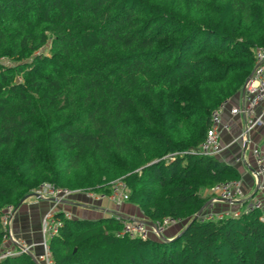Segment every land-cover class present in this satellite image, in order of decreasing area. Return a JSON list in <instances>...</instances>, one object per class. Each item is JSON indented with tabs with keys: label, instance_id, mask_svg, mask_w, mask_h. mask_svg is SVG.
<instances>
[{
	"label": "trees",
	"instance_id": "trees-1",
	"mask_svg": "<svg viewBox=\"0 0 264 264\" xmlns=\"http://www.w3.org/2000/svg\"><path fill=\"white\" fill-rule=\"evenodd\" d=\"M259 48L264 0H0V217L41 186L109 195L121 179L127 203L183 223L179 236L130 239L122 219L55 212L53 264H264V211L193 219L200 191L240 182L196 151ZM4 236L0 220V255Z\"/></svg>",
	"mask_w": 264,
	"mask_h": 264
},
{
	"label": "built area",
	"instance_id": "built-area-1",
	"mask_svg": "<svg viewBox=\"0 0 264 264\" xmlns=\"http://www.w3.org/2000/svg\"><path fill=\"white\" fill-rule=\"evenodd\" d=\"M254 68L243 84L240 97L241 104L238 107H233L229 110L231 117L243 116L246 120L242 133L236 141L242 145L247 143L248 135L256 128H264L262 116L252 117V112L264 105V48H259L254 51ZM227 103L220 106L216 111L210 115V127L206 132L204 141L197 149V153L203 156L212 157L218 159L224 151L221 147L220 140L223 134L230 132L229 123H225L221 120V112ZM233 141L230 145L234 144ZM227 145L225 148H228ZM245 152V150H244ZM251 156L253 159V168H250L246 162L245 155L234 159V164H241L245 168L250 169L251 177L256 185V192L254 199L248 205V208L264 211V142L260 147H255L251 150ZM34 193H36L41 200L52 199L56 203H61L73 194L80 192H70L62 189H53L49 186H41ZM211 199L206 205L205 209H208L210 213L199 214V218L202 220H222L227 216L237 217L239 212L228 213L227 211L216 212L212 211L214 204H236L240 203L244 199V194L241 188L240 182H227L219 184L212 188L209 192ZM87 198L95 201L109 200L115 206L128 202V190L124 182L119 179L114 181L110 186L109 195L95 194L92 192L83 193ZM14 210L11 207L5 208L1 213V225L4 229L5 236L3 239L4 250L0 255V259L10 257L17 254L32 255L34 246L26 245V243L16 240L13 236L11 225L14 216ZM116 219H122L123 230L122 234L127 235L130 239H139L146 241L148 239L162 240L163 233L167 228L173 226L178 221L172 219H164L162 221L152 222L147 225L144 220H124L116 216ZM60 223L54 218L52 211L44 215L41 221L40 232L42 236V242L40 247L42 248V254L34 257L36 264H53L51 261L50 253L48 251V241L50 238L58 233ZM5 243L10 247L6 248Z\"/></svg>",
	"mask_w": 264,
	"mask_h": 264
},
{
	"label": "crops",
	"instance_id": "crops-1",
	"mask_svg": "<svg viewBox=\"0 0 264 264\" xmlns=\"http://www.w3.org/2000/svg\"><path fill=\"white\" fill-rule=\"evenodd\" d=\"M240 104L241 97L240 94H238L226 104L221 112V120L225 123H229L230 132L221 136L220 144L221 147L224 148V151L219 156L218 160L233 166L237 170L240 175V184L243 186V191L251 194L253 191L251 185L253 179L251 177L250 169L245 168L241 164H234V159L242 156L244 153L246 162L249 164L250 168H253L254 165L251 150L255 147H260L263 144L264 128L254 129L248 135V141L244 145L236 141L244 129L246 120L243 116L231 117L229 115V110L233 107L240 106ZM258 116H262L264 123V105L252 112V117ZM233 141L236 142L230 145ZM227 145L230 146L225 148ZM243 178H245V180L242 181ZM203 192L207 193L205 191ZM214 207L219 209L217 212H221V210L228 212L235 211V209L239 207V204L216 203L214 204ZM50 211L53 213L61 212L65 217L72 220L94 221L107 217L116 218V216H120V218H123L126 221L128 219L146 221L140 210L129 203L115 206L109 200H91L83 193L73 194L61 203H56L52 199L41 200L30 198L15 210L12 220V232L15 236L22 238L24 242L26 241V244L28 243V245L34 246L32 252L35 256H40L43 252L40 248L42 242L40 226L42 218ZM180 223L181 222L175 225H179ZM173 226H170L165 230L162 240H170L179 235L183 225H179L180 227L178 228H176L177 226Z\"/></svg>",
	"mask_w": 264,
	"mask_h": 264
},
{
	"label": "rangeland",
	"instance_id": "rangeland-1",
	"mask_svg": "<svg viewBox=\"0 0 264 264\" xmlns=\"http://www.w3.org/2000/svg\"><path fill=\"white\" fill-rule=\"evenodd\" d=\"M46 49L44 50H42V52H44V53H46ZM0 65L1 66H3V67H7V66H11V64L9 63V62H7V61H0ZM243 180H245V178H243L242 179V181ZM252 189H253V191H252V193L250 194L249 192L248 193H245L244 191H243V186H242V184H241V188H242V191H243V194H244V199H243V201L242 202H240V203H236V204H239V207H237V209L239 210V208H240V205H243V204H245V205H249L250 204V202L254 199V191H255V188H256V185L254 184V182H252ZM254 193V194H253ZM198 195H199V197L200 198H202L203 200H205L206 201V204H208L209 203V200L211 199V196L209 195V193H204L203 191H200L199 193H198ZM206 204L204 205V207L200 210V212L202 211V213H210V211L208 210V209H205L206 208ZM224 204V203H223ZM220 206H222V205H220ZM226 210V209H225ZM15 211V210H14ZM212 211L214 212V213H216L217 211H219V209H216L215 207L212 209ZM221 212H223L222 210H221ZM179 225H183L182 223H180ZM179 225H174L173 227H176V228H178V227H180ZM11 230H12V225H11ZM13 233V232H12ZM13 236H14V238L16 239V240H18V241H20V242H23V243H26V241L24 242V240L22 239V238H20V237H17V236H15L14 234H13ZM26 245H28V243L26 244ZM5 246H6V248H9L10 247V245L9 244H7V243H5ZM41 248V247H40ZM41 250H42V248H41ZM33 259H35L34 257H37V256H35V255H33V253H32V255H30Z\"/></svg>",
	"mask_w": 264,
	"mask_h": 264
},
{
	"label": "water",
	"instance_id": "water-1",
	"mask_svg": "<svg viewBox=\"0 0 264 264\" xmlns=\"http://www.w3.org/2000/svg\"><path fill=\"white\" fill-rule=\"evenodd\" d=\"M256 192V189H255V191H254V193ZM253 193V194H254ZM30 198H36V199H40L39 198V196L36 194V193H32V194H30V195H28V196H26L21 202H20V204H19V206L15 209V210H17L20 206H21V204L23 203V202H25L26 200H28V199H30ZM199 214H200V211L196 214V216L193 218V219H196L198 216H199ZM118 217H120V216H118ZM129 220V219H128ZM147 225H150V222H145ZM179 236V235H178ZM178 236H176V237H178ZM175 237V238H176ZM175 238H173V239H175ZM173 239H170V240H162V241H165V242H169V241H172Z\"/></svg>",
	"mask_w": 264,
	"mask_h": 264
}]
</instances>
